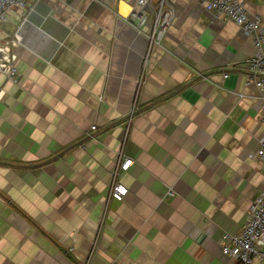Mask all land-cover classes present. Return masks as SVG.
I'll return each mask as SVG.
<instances>
[{
	"label": "crops",
	"instance_id": "1",
	"mask_svg": "<svg viewBox=\"0 0 264 264\" xmlns=\"http://www.w3.org/2000/svg\"><path fill=\"white\" fill-rule=\"evenodd\" d=\"M149 1L143 32L125 19L137 0H31L0 22V44L18 36L15 81L0 72V264H238L220 240L264 189L254 41L206 0H169L150 44ZM241 1L264 23V0ZM126 158L129 191L107 199Z\"/></svg>",
	"mask_w": 264,
	"mask_h": 264
},
{
	"label": "built area",
	"instance_id": "2",
	"mask_svg": "<svg viewBox=\"0 0 264 264\" xmlns=\"http://www.w3.org/2000/svg\"><path fill=\"white\" fill-rule=\"evenodd\" d=\"M31 0H0V22L6 19L8 10L12 8H25ZM149 0H137L136 6L130 10L125 17L126 21L140 32L146 24L148 16L146 8L151 5ZM205 8L216 18L222 17L225 20H232L249 36L252 37L256 48L255 54L247 58V78L259 90L264 89V23L258 16H251L245 4L241 0H206ZM174 18V8L169 0H157L154 9L153 29L147 37L152 43H159L166 33ZM18 36H11L0 44V72L15 81L17 75V55L14 47L17 44ZM227 76V74H225ZM143 82L141 75L137 80L140 86ZM136 111L133 104L128 119L126 130L129 129L130 119ZM91 129H96L92 125ZM260 146L256 152L249 154L252 159H259L262 162L264 176V135L260 138ZM132 159H125L114 169L112 182L110 184L107 199L122 200L128 193L127 186L118 180L120 170H126ZM174 192H170L173 194ZM222 252L237 261L238 264H252L253 258L257 257L264 261V189L259 193L251 205L244 228L236 234H225L221 240Z\"/></svg>",
	"mask_w": 264,
	"mask_h": 264
}]
</instances>
